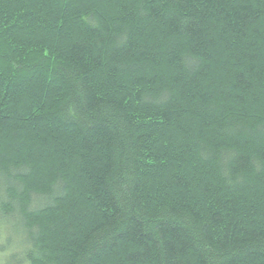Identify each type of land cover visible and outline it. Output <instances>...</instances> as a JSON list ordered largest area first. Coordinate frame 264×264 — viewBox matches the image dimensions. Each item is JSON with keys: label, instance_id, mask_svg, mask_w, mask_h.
<instances>
[{"label": "trees", "instance_id": "16d2710c", "mask_svg": "<svg viewBox=\"0 0 264 264\" xmlns=\"http://www.w3.org/2000/svg\"><path fill=\"white\" fill-rule=\"evenodd\" d=\"M4 264H264V0H0Z\"/></svg>", "mask_w": 264, "mask_h": 264}, {"label": "rangeland", "instance_id": "374dc122", "mask_svg": "<svg viewBox=\"0 0 264 264\" xmlns=\"http://www.w3.org/2000/svg\"><path fill=\"white\" fill-rule=\"evenodd\" d=\"M0 264H4V261L1 258V253H0Z\"/></svg>", "mask_w": 264, "mask_h": 264}]
</instances>
